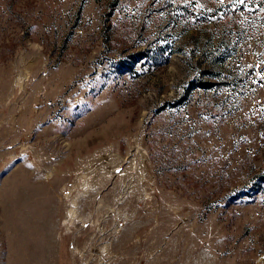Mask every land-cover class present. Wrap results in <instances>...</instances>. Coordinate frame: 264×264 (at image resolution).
Here are the masks:
<instances>
[{"label": "rangeland", "instance_id": "obj_1", "mask_svg": "<svg viewBox=\"0 0 264 264\" xmlns=\"http://www.w3.org/2000/svg\"><path fill=\"white\" fill-rule=\"evenodd\" d=\"M0 264H264V0H0Z\"/></svg>", "mask_w": 264, "mask_h": 264}]
</instances>
